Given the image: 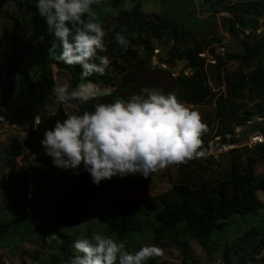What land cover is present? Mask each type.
I'll return each mask as SVG.
<instances>
[{"label": "trees", "instance_id": "obj_1", "mask_svg": "<svg viewBox=\"0 0 264 264\" xmlns=\"http://www.w3.org/2000/svg\"><path fill=\"white\" fill-rule=\"evenodd\" d=\"M14 3L16 7L26 9V23L30 29L36 19L40 18L39 14H36V0H14ZM261 8V14H257ZM93 9L100 18H105L106 14L115 15V25L111 28L103 24L105 19L99 18V22L105 28V44L108 48L107 52L99 53V55L109 57V67L103 75L93 73L87 78L102 87L111 88L112 95L101 98L100 102H112L117 97L126 98L140 93L144 85L139 82V79L151 67L154 41L169 47L166 55L163 54L158 59V63L166 65V68L155 66L153 72L166 75L170 79L172 86L164 88V92L175 93L183 103L200 106L213 96L207 81L208 75L205 69L207 61L200 56L205 51L214 59L213 67L221 70L222 81L226 89H234L238 92L237 95L249 89L251 84H254L255 90L259 89L256 74L263 77L260 82H263L262 89H264V68L259 62L260 57L264 55V28L261 29L262 23L259 21L264 16V3L225 2L220 6V12L230 15L223 20L226 31L237 38L242 48L240 53L224 54H217L211 48L212 45L218 44L216 38L208 42L196 41L193 39L191 30L183 27V23L177 24L166 13L149 16L138 6L124 9L123 0H109L108 3L97 0ZM10 18L16 25L19 24L17 18L14 16ZM246 29L248 30L247 35L244 34ZM117 33L123 34L130 41L127 51H122L115 43ZM240 34L244 36L240 38ZM5 41L9 49L2 54L0 62V115H4L5 109L15 107L23 100L36 106H45L52 100L56 101L54 93L51 92L56 86L54 68L56 72H66L73 87L79 83L81 67L57 62L54 55H50L48 51L49 43L8 38L4 35L3 40H0V46L4 45ZM191 41L192 46L189 45ZM57 51L59 52V49ZM177 62H185V68L190 73L186 75L184 71H181L173 76L171 69ZM228 62L238 64L235 69L228 72L224 68ZM253 63H255L254 73L247 75L246 71ZM57 105L58 107L52 113H40L38 125L25 127V136L4 150L5 166L14 169L16 158L25 152L32 157L34 164L47 167L52 173L58 169L41 144L44 132L54 128L57 121L62 122L66 119L68 113L63 108L64 104L57 102ZM259 107L258 114L264 118V108L262 111L261 105ZM85 110L92 111V103L79 105L77 108L80 114ZM249 114L251 115L246 111L244 114L237 115L236 122L243 125L246 120L248 121ZM227 130V133L217 135L216 140L214 137L205 140L203 142L205 148L217 151L226 145V135L232 133L230 129L227 128ZM260 132L264 134V128ZM210 141L212 144L208 147L207 144ZM237 143L236 139H231L228 144ZM257 149L259 154L248 158L244 169L233 161L232 168L220 180L208 181L198 176V183H195L191 181L190 176L194 175L191 168L193 166L201 168V165L196 161H192V164L191 161L181 164L183 166L178 174L182 180L179 183L164 193L118 203L100 216L99 221L103 224L100 232L111 235L118 241L123 240L126 249L130 252L138 251L143 247L142 244H148V246L155 244L163 249L176 248L180 264H200L191 254L190 241L200 242L206 245V248L208 245L213 247L215 243L213 240L210 241L211 237L216 232L222 231L233 216L243 218L250 214L255 215L264 209V204L258 196V193L264 192V175L255 172L257 163L264 160V144ZM233 159L236 160L237 156ZM206 161L213 162L210 158ZM80 168L79 176L82 177V182L77 187L71 183V188L62 199V206L53 215L55 223L52 225L51 211L42 196L35 195L33 203L26 199L29 180L24 176L25 180L20 193L12 197L7 207L0 209L2 217L6 212L12 214L11 219L0 220V242L5 234L11 231L10 228L28 218V212L33 205L42 220L36 229L42 244H45L47 235L59 240L57 250L52 249L43 253L44 257L39 258L37 263L33 264H67L70 257L78 255L73 247L74 242L91 238L92 234L97 232L95 230L75 234L68 232L80 224L83 214L87 213L97 193V185L91 182L90 174L84 171L83 164ZM77 175L74 172L70 176L66 175L67 178L65 176L62 178L66 182L69 177L76 179ZM20 207L24 208L20 210L22 213L17 211ZM244 237L248 239L245 246L230 243L221 252L222 264H246L248 260L255 259L264 264V222L261 225L250 227L244 232ZM51 242L56 244V241ZM211 247H208L209 253L214 252ZM244 247L247 249L244 250ZM210 260H212L210 264L215 263V258ZM156 261L154 257L148 260L147 264H155ZM18 264L29 263L21 260Z\"/></svg>", "mask_w": 264, "mask_h": 264}, {"label": "rangeland", "instance_id": "obj_2", "mask_svg": "<svg viewBox=\"0 0 264 264\" xmlns=\"http://www.w3.org/2000/svg\"><path fill=\"white\" fill-rule=\"evenodd\" d=\"M102 1L104 3L109 2V0ZM248 1L264 3V0H123L124 9L138 6L141 11L149 16L166 13L167 16L175 20L177 24L183 23V27L191 30L193 39L196 41L208 42L210 39L216 38L218 44L212 45L211 48H213L217 54L242 52L237 38L231 36L226 31L223 20L230 15L220 12V6L225 2L241 3ZM26 6H28V3H26ZM26 12L25 8L20 6L16 7L14 0H0V40H3L4 35H6L8 38L29 39L41 43L38 41V37L46 32V24L43 19H36L35 24L31 26V35H29V28L26 23ZM258 12L257 14H261L262 8L258 10ZM37 13L38 10L36 11V14ZM11 16L18 19V25L11 20ZM114 16L115 15L112 13L110 15L106 14L105 18L98 17V20L99 18L102 20L105 19L103 24L111 28L115 25ZM259 21L262 23L260 25L261 29L264 28V16H262ZM247 33L248 30H244V34L247 35ZM244 34H240V38H242ZM50 39L51 37L46 36L42 43L48 44ZM5 43L0 46V62L2 54L9 49L8 44ZM189 45L192 46V41ZM155 47L160 50L156 55L158 61L163 54L166 55L165 53L169 46L154 41L153 48ZM206 52L207 51L203 52L204 54L202 55H205L206 61L211 63L212 58ZM259 62L262 63V68H264V55L260 57ZM177 64L173 70L171 69L173 76L178 75L181 71L189 72L188 69L185 68V62H178ZM237 64V62H228L226 64V69H235ZM254 66L255 63L247 69V75L252 74ZM153 68L154 66L151 64V67L140 77L139 82L143 84L144 87L158 89L170 88L172 86L170 79L166 75L155 74ZM220 71L216 70L212 65H208L207 67V73L211 76L220 73ZM54 79L56 86L64 83H69L72 86L68 74L66 72H56L55 68ZM250 89L251 88L241 92V97L239 99V115L244 114L246 111L251 112V115L249 114L250 116H247L249 117L248 121H245L243 125L237 122L236 126L240 125L238 126L240 128L233 129V134L226 138L227 145H229L228 143L231 139H236L238 143L230 144L232 145L230 148L222 147L219 151H213L211 148H205L202 142L199 150L202 151L203 155L190 160L191 164L192 161H196L201 165V168L196 166L191 168L194 174L190 176L191 181L198 183V176L208 181L220 180L228 173L230 163L235 161L241 169H244L247 165L248 158L255 157L259 154L257 148L264 144V134L260 132L261 129L264 128V118L258 114V109L260 108L259 102H262L264 105V89L263 91H250ZM57 107L58 105L55 100H52L45 106H36L23 100L15 107L5 109L4 115H0V209L7 207L12 197L20 193L25 176L27 180H29L26 199L31 200L33 203L35 195L40 194L42 196L43 201L51 211V225L55 223L53 221V215L62 206V199L71 188V183L76 187L81 184L82 177L79 176L81 168L79 167V169L75 171V173L78 174L76 179L69 177V179L64 182L65 179L63 180L62 177L65 176L67 178L68 175L70 176L74 172L58 168L52 173L47 167L34 164L31 160L32 157L25 152H23L20 158H16L15 168L12 169L5 166L6 157L3 152L15 141L21 140L25 136L24 128L27 126L33 127L34 121H36L35 119L38 118L40 113H52ZM63 108L68 114L73 111L66 105H64ZM261 108L263 111V106ZM211 144L212 143H210L208 147H211ZM225 149L230 150L226 151ZM24 155L26 157L23 158ZM234 156H237L236 160L233 159ZM208 158L213 162H207L206 159ZM182 166L181 164L171 165L162 171L151 174L147 178L137 174L124 178L117 176L113 177L111 180L101 181L97 186V193L91 201L89 210L87 213L85 212L83 214L82 221L68 232L70 234L86 232L88 230L100 232L103 228V224L99 221L101 215L110 211L118 203L129 202L166 192L182 180V177L178 174ZM255 172L264 175V160L257 163ZM258 196L264 204V192L258 193ZM21 209L24 208L20 207L17 211L20 212ZM11 218L12 214L6 212L4 217H2V213L0 212L1 221H6ZM41 221L38 212H36L32 205L28 212V218L10 228L11 231L8 234L6 233L3 240L0 242V264H18L21 260L29 264L37 263L39 258L44 257L43 253L51 251L52 249H58L59 240L50 235H47L44 242L45 244H42L41 238L36 232ZM263 222L264 209L260 210L255 215L250 214L243 218L233 216L228 220L227 226L222 231L216 232L211 237L210 241L213 240L215 243L213 247L208 245L206 248V245L204 246V244L200 242L190 241L189 249H191V254L196 257L200 264H210V261H212L210 259L213 258H215V263L213 264H222L220 259L221 252L229 246L230 243L245 246L248 239L244 237V232L252 226L261 225ZM51 241H56V244ZM50 242L51 244L49 245ZM142 245L148 246V244ZM208 247H211L214 252L212 251V253H209L210 250ZM245 249L247 248L244 247V250ZM163 251L164 255L156 257L157 261L155 264H180V258L176 248H165ZM246 264L261 263L255 259L248 260Z\"/></svg>", "mask_w": 264, "mask_h": 264}, {"label": "clouds", "instance_id": "obj_3", "mask_svg": "<svg viewBox=\"0 0 264 264\" xmlns=\"http://www.w3.org/2000/svg\"><path fill=\"white\" fill-rule=\"evenodd\" d=\"M95 3L97 0H36L39 17L46 24V32L38 41L42 43L46 36L51 37L50 55L57 62L79 65L82 69L74 87L64 83L51 90L57 102L73 110L44 132L41 144L53 164L74 172L83 164L92 183L98 186L117 176L138 174L147 178L203 155L199 149L208 125L198 111L181 102L175 93L144 87L139 94L100 102L101 98L111 96L112 90L87 79L93 73L103 75L110 64L107 55H99L108 48L106 32L93 9ZM28 34L31 35V28ZM115 43L127 51L130 41L117 33ZM208 65H215L213 58L211 63L207 62L206 72ZM89 103L92 111H77L79 105ZM37 125L34 121L33 127ZM73 247L78 255L70 257L67 264H146L164 255L155 244L130 252L123 240L102 232L76 240Z\"/></svg>", "mask_w": 264, "mask_h": 264}, {"label": "crops", "instance_id": "obj_4", "mask_svg": "<svg viewBox=\"0 0 264 264\" xmlns=\"http://www.w3.org/2000/svg\"><path fill=\"white\" fill-rule=\"evenodd\" d=\"M224 68L228 72L233 70V69L232 70L226 69V66ZM184 73L188 74L190 73V71L188 73L184 71ZM252 73H254V71ZM207 78H208L207 81L213 92V96L210 97L204 104L200 106H191V105L188 106L191 109L198 111L203 119V122L208 125L209 130L206 134L202 136V142L208 139H212L213 137L216 140L218 138L216 136L217 135L219 136L225 132L227 133L228 132L227 128H228L232 131V133L227 134L226 135L227 138V136L233 134V129L235 130L240 128L238 127L239 125L236 126L237 122L235 117L239 115V106H240L239 99L241 97V92H239V95H237L238 92L234 91V89H226V87H224V84L222 83L221 73L214 74L213 76L208 75ZM256 78L258 79L260 85L259 89L256 90L263 91L262 89L263 86L262 83L260 82V79L262 77L256 74ZM248 88L255 90L254 84H251ZM259 103H260L259 105H261V107L263 106L264 108L262 102ZM210 143H212V141H210L209 144ZM230 168H232L231 163L229 164V169Z\"/></svg>", "mask_w": 264, "mask_h": 264}, {"label": "built area", "instance_id": "obj_5", "mask_svg": "<svg viewBox=\"0 0 264 264\" xmlns=\"http://www.w3.org/2000/svg\"><path fill=\"white\" fill-rule=\"evenodd\" d=\"M155 56L159 53V50L158 49H156L155 51ZM154 56V58H153V60H152V64H153V66H161V67H163V68H166V65H164V64H159L158 63V61L156 60V57ZM201 57L203 56V55H200ZM213 63V62H212ZM35 124H38V119H36V121H35ZM224 148H226L227 146L226 145H224L223 146ZM228 148V147H227ZM225 150H227V149H225Z\"/></svg>", "mask_w": 264, "mask_h": 264}]
</instances>
